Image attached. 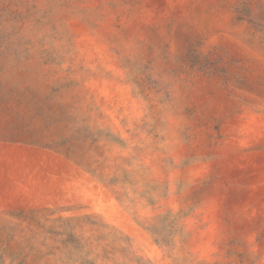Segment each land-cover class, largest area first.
I'll use <instances>...</instances> for the list:
<instances>
[{
  "label": "rangeland",
  "instance_id": "obj_1",
  "mask_svg": "<svg viewBox=\"0 0 264 264\" xmlns=\"http://www.w3.org/2000/svg\"><path fill=\"white\" fill-rule=\"evenodd\" d=\"M0 264H264V0H0Z\"/></svg>",
  "mask_w": 264,
  "mask_h": 264
},
{
  "label": "crops",
  "instance_id": "obj_2",
  "mask_svg": "<svg viewBox=\"0 0 264 264\" xmlns=\"http://www.w3.org/2000/svg\"><path fill=\"white\" fill-rule=\"evenodd\" d=\"M12 192H15L14 190H3L0 189V200L2 199H6L8 197V195H10Z\"/></svg>",
  "mask_w": 264,
  "mask_h": 264
}]
</instances>
